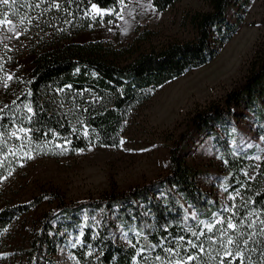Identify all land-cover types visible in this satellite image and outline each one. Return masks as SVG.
Wrapping results in <instances>:
<instances>
[{"label": "trees", "instance_id": "1", "mask_svg": "<svg viewBox=\"0 0 264 264\" xmlns=\"http://www.w3.org/2000/svg\"><path fill=\"white\" fill-rule=\"evenodd\" d=\"M151 1L165 11L181 0ZM206 1L208 10L184 16L195 36L160 48L152 44L154 31L141 23L126 42L71 41L115 20L120 0L0 4V20L6 13L17 22L28 41L26 53L34 55L32 68L19 67L0 96V178L24 151L60 158L92 146L118 148L131 114L166 84L212 61L237 33L246 0ZM93 5L116 12L97 13ZM22 55L0 51V78ZM263 101L264 39L257 42L242 83L192 111L173 140L166 174L96 199L67 202L58 196L18 253L26 264H264V160L251 178L254 150L235 151L217 130L223 128L239 145L230 123ZM208 137L222 158L224 197L200 185V171L188 160ZM43 200L37 196L2 207L0 238Z\"/></svg>", "mask_w": 264, "mask_h": 264}, {"label": "rangeland", "instance_id": "2", "mask_svg": "<svg viewBox=\"0 0 264 264\" xmlns=\"http://www.w3.org/2000/svg\"><path fill=\"white\" fill-rule=\"evenodd\" d=\"M243 4L240 11L244 21L221 52L209 63L163 86L150 101L131 114L125 122L123 140L118 148L92 146L60 158L24 151L18 157L15 167L0 178V209L37 196L44 200L23 215L8 235L0 238V264H26L18 253L22 246L26 247V234L45 211L59 203V198L67 202L96 199L106 193L130 190L168 172L173 140L184 130L192 111L208 101L220 100L242 83L255 46L264 39V0H246ZM208 9L206 0H181L165 11H158L151 0H120L115 20L93 31L81 32L71 41L126 42L132 39L136 25L141 23L154 31L152 44L160 48L171 42L192 39L195 29L184 23V16ZM99 10L100 13L116 12L114 9ZM7 19L12 23L0 24V51L4 54L23 51L24 55L1 76L0 96L12 85L15 71L19 67L31 69L34 59V55L26 53L28 41L23 38L17 22L10 17ZM13 26L15 32L9 31ZM9 76L12 78L8 79ZM244 112L240 119L230 123V129L240 136L239 145L223 128L217 130L222 138L227 136V142L235 151L254 150L251 158L255 168L250 174L253 178L264 160V101L254 112ZM212 138L199 141L188 160L200 171V185L209 193L224 197L226 189L220 178L224 167L219 147ZM59 258H65V254H60Z\"/></svg>", "mask_w": 264, "mask_h": 264}, {"label": "snow or ice", "instance_id": "3", "mask_svg": "<svg viewBox=\"0 0 264 264\" xmlns=\"http://www.w3.org/2000/svg\"><path fill=\"white\" fill-rule=\"evenodd\" d=\"M13 2H14V0H13ZM8 3H9V0H0V4L7 5ZM57 7H58V5H57ZM92 7H93V9H94L97 13H99L100 10H99L98 8H96V5H93ZM11 23H12V22H11L10 20L7 19V14L5 13V14H4V19H3V20H0V24H11ZM21 23H23V20H21ZM8 30L11 31V32H15V27H14V26H13V27H10ZM11 78H12L11 76L8 77V79H11ZM29 111H31V109H29ZM228 227H229V228H234L235 225L229 224ZM209 230H211V229H209ZM228 243L231 244V243H232V240L229 239ZM245 243H247V241H245ZM202 250H203V249H201V251H202ZM169 251H171V250H169ZM239 254H240V253H237V255H239ZM188 259H193V258H192V257H188Z\"/></svg>", "mask_w": 264, "mask_h": 264}]
</instances>
